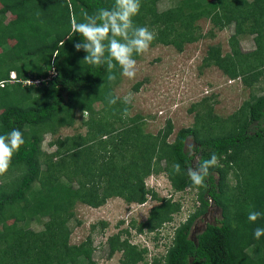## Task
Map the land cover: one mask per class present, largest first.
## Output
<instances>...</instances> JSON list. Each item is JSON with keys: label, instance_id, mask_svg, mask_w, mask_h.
<instances>
[{"label": "trees", "instance_id": "obj_1", "mask_svg": "<svg viewBox=\"0 0 264 264\" xmlns=\"http://www.w3.org/2000/svg\"><path fill=\"white\" fill-rule=\"evenodd\" d=\"M161 1L140 0L133 17L134 25L155 34L151 45L183 51L186 43L204 36L201 19L212 23L210 37L215 29L233 26L230 50L210 45L203 64L255 87L264 74V0H169L164 10ZM114 3L0 0V135L18 128L25 141L0 175V264H98L92 259L91 235L80 244L70 242V221L78 203L99 208L116 197L128 205L158 202L146 220L132 219L108 237L109 256L121 252V264H264V236H254L257 227L264 228V93L251 95L227 117L214 114L213 105L203 99L192 107L201 105L194 124L179 129L172 141L171 119L151 133L145 131L142 115L122 118L123 109L131 112L133 104H124L115 91L120 65L113 60L109 70L107 64L85 63L87 53L74 47L83 37L71 28L73 20L83 22L85 14L111 9ZM252 35L256 48L244 52L241 39ZM12 71L16 79H11ZM109 71L115 81L108 80ZM110 93L120 98L115 105L107 101ZM85 110V132L51 141L54 152L43 149L47 133L74 127L76 113ZM212 153L219 158L217 166L209 170L203 186H194L187 169ZM174 164L180 165L179 174ZM161 173L178 197H162L147 186V177ZM186 192H193L194 209L173 229L166 252L149 261L148 247L132 242L133 230L153 233L174 221L183 211ZM212 204L220 208L221 217L207 222L194 238V224ZM250 210L261 213L255 222L247 218ZM34 222L42 228L34 229ZM101 224L106 228L108 222Z\"/></svg>", "mask_w": 264, "mask_h": 264}, {"label": "rangeland", "instance_id": "obj_2", "mask_svg": "<svg viewBox=\"0 0 264 264\" xmlns=\"http://www.w3.org/2000/svg\"><path fill=\"white\" fill-rule=\"evenodd\" d=\"M170 4L169 0H162L159 8L164 10ZM198 22L204 35L200 40L186 43L183 51H178L172 45L150 44L148 50L136 60L135 78L129 79L122 76L120 68L121 79L115 86V91L120 98L124 99L129 93L132 94L133 109L130 115L140 114L144 117L143 127L146 132L157 133L165 126L166 120L171 119L174 124V133L169 137L170 141L174 140L179 129L194 124L196 110L201 105L193 110L192 107L203 99L206 98L205 103L213 105L214 114L227 117L238 110L251 95L264 93V74L260 76L255 87L250 88L245 85L242 78H230L217 66L203 64V58L210 45L220 44L224 52L230 50L229 37L233 34L234 27L231 26L224 30L215 29V37H210L209 32L214 29L212 23L208 19H201ZM241 48L244 52L255 49L254 35L243 37ZM139 82L142 84L137 91L134 85ZM95 107L100 109L102 105L97 103ZM88 115L87 113V117ZM83 119H85L83 114L78 111L74 127L62 128L56 135L47 133L43 141V149L49 153L54 152L56 147L51 146V141L58 137L75 134L80 130L85 132V128H82ZM261 126H264V121ZM191 142L192 139L189 138L188 144ZM146 184L162 197L172 193L171 183L166 173L147 177ZM192 195L193 192L184 194L186 201L183 204V211L176 216L174 221L165 223L160 230L142 234H136L133 231L134 236L131 240L148 247L149 261L154 255L166 252L167 245L171 243L174 235L173 229L194 209ZM157 203L149 199L144 204L128 205L118 197L109 199L99 208L78 203L75 208L76 216L70 221L72 228L70 242L80 244L91 235L95 246L92 256L94 261L98 264H121V252L115 253L112 257L109 256L108 237L119 229L128 227L132 219L137 220L138 223L146 220L149 210ZM220 217V208L212 204L209 212L197 219L194 224L193 237L197 236L207 222H217ZM101 221L108 222L106 228L102 227ZM120 221L124 223L119 224ZM32 227L39 229L42 225L34 222Z\"/></svg>", "mask_w": 264, "mask_h": 264}, {"label": "clouds", "instance_id": "obj_3", "mask_svg": "<svg viewBox=\"0 0 264 264\" xmlns=\"http://www.w3.org/2000/svg\"><path fill=\"white\" fill-rule=\"evenodd\" d=\"M140 7V0H115L114 7L111 9L99 8L91 15L85 14L83 22L77 23L73 20L72 32L79 33L83 37V41L75 43L74 47L77 51L83 50L87 53L83 61L89 65L107 64L108 69L111 70L115 66L113 64V60H115L122 69V76L129 79L135 78L136 60L133 58L134 54L146 52L155 39V34L148 27L136 26L133 23V17L139 13ZM105 51L108 53L107 57H105ZM16 76V72L12 71L11 79H16ZM108 80H116V75L111 71H109ZM106 98L110 105H115L120 99L111 93ZM123 102L126 105L130 104L132 94L129 93L125 96ZM129 115L130 112L125 107L122 111V118H127ZM83 116L87 117L86 110L83 112ZM24 143L23 134L18 128H13L7 134L0 135V175L8 171L14 153ZM218 159V156L212 153L198 166L187 169V175L194 186L199 187L205 184V177L208 176L211 168L217 166ZM173 170L179 174L181 172L180 165L174 164ZM260 216V212L250 210L247 218L249 221L255 222ZM133 231L136 234H142L136 230ZM254 236L256 239L264 236V228L257 227L254 230Z\"/></svg>", "mask_w": 264, "mask_h": 264}, {"label": "built area", "instance_id": "obj_4", "mask_svg": "<svg viewBox=\"0 0 264 264\" xmlns=\"http://www.w3.org/2000/svg\"><path fill=\"white\" fill-rule=\"evenodd\" d=\"M179 192H172L169 196H174V197H178Z\"/></svg>", "mask_w": 264, "mask_h": 264}]
</instances>
